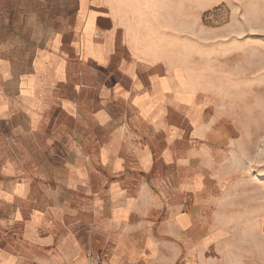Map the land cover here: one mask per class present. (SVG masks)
Returning <instances> with one entry per match:
<instances>
[{
    "label": "crops",
    "instance_id": "1",
    "mask_svg": "<svg viewBox=\"0 0 264 264\" xmlns=\"http://www.w3.org/2000/svg\"><path fill=\"white\" fill-rule=\"evenodd\" d=\"M187 7L0 0V264H198L233 125Z\"/></svg>",
    "mask_w": 264,
    "mask_h": 264
},
{
    "label": "rangeland",
    "instance_id": "2",
    "mask_svg": "<svg viewBox=\"0 0 264 264\" xmlns=\"http://www.w3.org/2000/svg\"><path fill=\"white\" fill-rule=\"evenodd\" d=\"M180 14L177 27L164 22L161 46L190 51L233 125L229 184L197 263L264 264V0H188Z\"/></svg>",
    "mask_w": 264,
    "mask_h": 264
}]
</instances>
